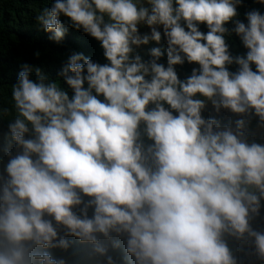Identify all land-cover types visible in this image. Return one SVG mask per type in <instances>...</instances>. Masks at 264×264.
I'll list each match as a JSON object with an SVG mask.
<instances>
[{
  "label": "clouds",
  "instance_id": "clouds-1",
  "mask_svg": "<svg viewBox=\"0 0 264 264\" xmlns=\"http://www.w3.org/2000/svg\"><path fill=\"white\" fill-rule=\"evenodd\" d=\"M242 3L53 0L40 11L50 40L82 31L107 62L73 52L56 79L21 65L11 108L0 109L15 112L0 176V264H68L50 251L66 253L68 237L97 264H239L229 238L264 264V231L252 227L264 209V143L246 134L250 116L264 128V13L242 22ZM158 28L167 66L159 47L149 60L137 52L160 44ZM232 34L245 55L230 52ZM185 62L199 68L181 80ZM209 104L239 118L206 119ZM121 241L123 258L113 254Z\"/></svg>",
  "mask_w": 264,
  "mask_h": 264
},
{
  "label": "trees",
  "instance_id": "trees-1",
  "mask_svg": "<svg viewBox=\"0 0 264 264\" xmlns=\"http://www.w3.org/2000/svg\"><path fill=\"white\" fill-rule=\"evenodd\" d=\"M53 0H0V109L11 108V86L15 84L17 75L21 71V65L28 63L35 67L42 68L52 79L57 78V74L73 52H83L85 56L97 63H106L100 43L82 31L77 32L69 28L64 41L60 44L49 39V34L37 23L36 16L46 7H50ZM251 10H259L264 13V5L257 0H243L242 6L238 8V19L247 23L245 14ZM229 29L232 24L227 25ZM187 30V29H186ZM202 32H207L205 25H200ZM230 52L233 55H245L247 49L244 48L240 39L235 34L227 37ZM153 47H159L164 52L160 63L167 66V47L148 45L137 49L143 59H151L149 52ZM39 52V57L36 53ZM229 71L235 72L237 65L228 66ZM199 68V65L188 64L176 66L179 79L184 80L190 76L192 70ZM255 71V67L253 66ZM66 87V86H65ZM15 112L8 117L0 116V176L6 175L4 165L8 157L5 155L6 146L5 133L7 132L8 120L12 119ZM85 199H88L85 197ZM91 215V210L89 212ZM252 227L257 231H264V209L261 210L260 217L252 221ZM70 248L65 253L62 250H50L54 257H64L68 264H97L92 256L90 246L84 245L74 237H68ZM233 248L239 264H262L256 259L254 249L248 243L249 253L244 259L239 257L240 251L244 248L245 242L228 240ZM243 247V248H242ZM123 258L125 255L123 241L118 252L113 253Z\"/></svg>",
  "mask_w": 264,
  "mask_h": 264
},
{
  "label": "rangeland",
  "instance_id": "rangeland-1",
  "mask_svg": "<svg viewBox=\"0 0 264 264\" xmlns=\"http://www.w3.org/2000/svg\"><path fill=\"white\" fill-rule=\"evenodd\" d=\"M158 30L161 32V42L160 44H156L155 42H151L149 45H156L161 47H167L166 39L163 36V29L158 28ZM141 34H144L145 32L150 33V29L146 27H142L140 29ZM148 46V45H146ZM142 46V47H146ZM206 119L207 118H215L217 120H220L223 124H228L235 119H238L239 117L235 116L234 114L221 110L220 113H217L212 106L209 104L205 112L202 114ZM247 128H246V134L248 136L249 142H257V143H264V128L259 127L258 119L253 115L247 118ZM248 243H245L243 245V249L239 253V257L241 259H244L246 255L249 253L248 251Z\"/></svg>",
  "mask_w": 264,
  "mask_h": 264
}]
</instances>
